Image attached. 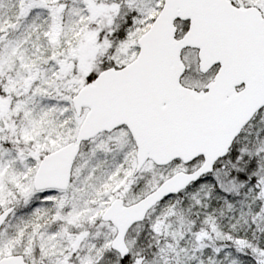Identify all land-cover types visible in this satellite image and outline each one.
<instances>
[{"label":"snow or ice","instance_id":"obj_1","mask_svg":"<svg viewBox=\"0 0 264 264\" xmlns=\"http://www.w3.org/2000/svg\"><path fill=\"white\" fill-rule=\"evenodd\" d=\"M0 264H264V0H0Z\"/></svg>","mask_w":264,"mask_h":264}]
</instances>
